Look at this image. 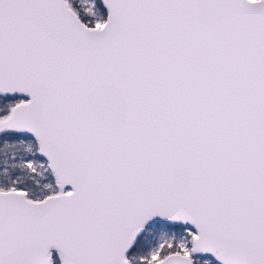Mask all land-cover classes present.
<instances>
[{"label":"snow or ice","instance_id":"obj_1","mask_svg":"<svg viewBox=\"0 0 264 264\" xmlns=\"http://www.w3.org/2000/svg\"><path fill=\"white\" fill-rule=\"evenodd\" d=\"M0 264H264V0H0Z\"/></svg>","mask_w":264,"mask_h":264}]
</instances>
